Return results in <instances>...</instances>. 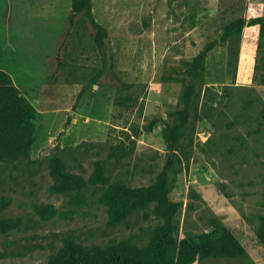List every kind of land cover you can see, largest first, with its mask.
Returning a JSON list of instances; mask_svg holds the SVG:
<instances>
[{
  "label": "rangeland",
  "instance_id": "374dc122",
  "mask_svg": "<svg viewBox=\"0 0 264 264\" xmlns=\"http://www.w3.org/2000/svg\"><path fill=\"white\" fill-rule=\"evenodd\" d=\"M72 2L0 0V70L37 111L29 157L0 161V219L21 221L0 231V264H48L66 236L149 250L164 220L151 205L110 225L109 189L160 182L180 205L172 238L220 233L194 264H264V0H92L101 46ZM54 156L87 184L52 191ZM227 239L244 255L223 256Z\"/></svg>",
  "mask_w": 264,
  "mask_h": 264
},
{
  "label": "trees",
  "instance_id": "16d2710c",
  "mask_svg": "<svg viewBox=\"0 0 264 264\" xmlns=\"http://www.w3.org/2000/svg\"><path fill=\"white\" fill-rule=\"evenodd\" d=\"M92 0H73L74 14L87 13L93 27L97 30L96 42L99 46L105 36V30L94 20L91 14ZM259 25L264 36V19L253 21ZM237 29H242L241 24ZM190 87L183 95L184 110L179 115L184 124L189 117V107L193 96ZM37 111L16 87L9 73L0 70V161H19L28 158L34 144L36 132ZM177 130V129H176ZM166 141L173 145L181 134L172 129L164 130ZM173 147V146H171ZM50 172L55 180L52 191L64 192L85 186L82 178L72 174L68 166L57 156L50 161ZM100 170L92 181L108 183ZM165 183L160 182L146 189L130 188L115 183L109 189V221L116 225L132 212L146 211L154 205L153 213L164 220L165 226L158 230V237L153 246L147 251H138L131 244L122 242L106 248L84 246L74 236H66L63 245L54 253L48 264H194L198 258L208 256L206 247L211 246L220 233H205L188 237L179 242L171 237L172 221L180 209L178 203L170 201L165 193ZM37 214L43 219L57 215L53 206L35 205ZM20 219H0V231L8 232L20 227ZM258 238L264 246V222L258 230ZM244 255V249L230 239L224 241L223 256L237 258Z\"/></svg>",
  "mask_w": 264,
  "mask_h": 264
}]
</instances>
